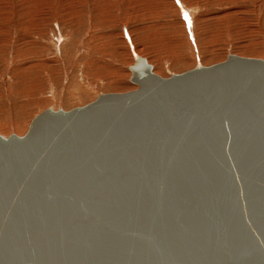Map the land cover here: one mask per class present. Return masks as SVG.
<instances>
[{
	"label": "water",
	"instance_id": "obj_1",
	"mask_svg": "<svg viewBox=\"0 0 264 264\" xmlns=\"http://www.w3.org/2000/svg\"><path fill=\"white\" fill-rule=\"evenodd\" d=\"M0 134V264H264V58L227 53Z\"/></svg>",
	"mask_w": 264,
	"mask_h": 264
},
{
	"label": "rangeland",
	"instance_id": "obj_2",
	"mask_svg": "<svg viewBox=\"0 0 264 264\" xmlns=\"http://www.w3.org/2000/svg\"><path fill=\"white\" fill-rule=\"evenodd\" d=\"M133 53L161 76L227 53L264 58V0H0V134L135 88Z\"/></svg>",
	"mask_w": 264,
	"mask_h": 264
},
{
	"label": "bare ground",
	"instance_id": "obj_3",
	"mask_svg": "<svg viewBox=\"0 0 264 264\" xmlns=\"http://www.w3.org/2000/svg\"><path fill=\"white\" fill-rule=\"evenodd\" d=\"M138 55V54H137ZM134 57V56H133ZM134 60V59H133ZM201 64V63H200Z\"/></svg>",
	"mask_w": 264,
	"mask_h": 264
},
{
	"label": "snow or ice",
	"instance_id": "obj_4",
	"mask_svg": "<svg viewBox=\"0 0 264 264\" xmlns=\"http://www.w3.org/2000/svg\"><path fill=\"white\" fill-rule=\"evenodd\" d=\"M177 2H179V0H177Z\"/></svg>",
	"mask_w": 264,
	"mask_h": 264
}]
</instances>
